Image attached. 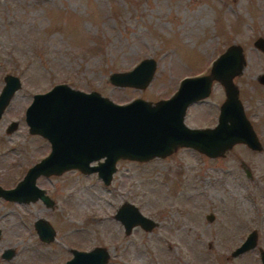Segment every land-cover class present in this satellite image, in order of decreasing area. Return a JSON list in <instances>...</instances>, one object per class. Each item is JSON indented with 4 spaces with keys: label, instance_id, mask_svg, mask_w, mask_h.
Masks as SVG:
<instances>
[{
    "label": "rangeland",
    "instance_id": "rangeland-1",
    "mask_svg": "<svg viewBox=\"0 0 264 264\" xmlns=\"http://www.w3.org/2000/svg\"><path fill=\"white\" fill-rule=\"evenodd\" d=\"M259 36L264 0H0V89L5 74L21 82L0 117L2 186L16 182L50 149L25 121L34 93L64 82L117 103L135 97L155 102L170 96L183 76L208 73L232 43L246 60L233 80L263 146L253 150L238 142L213 158L188 147L146 161L119 158L108 184L96 172L76 169L41 177L39 185L51 188L53 209L0 198V253L15 250L10 259L0 256V264H57L71 256V245H115L113 264L151 258L156 264H259L254 253L230 254L251 230L264 248V84L257 79L264 52L253 43ZM143 58L156 62L146 86L109 81L110 73L129 71ZM224 97L222 84L213 80L209 95L189 105L184 121L213 126ZM11 121L17 125L7 131ZM124 201L156 225L125 234L113 217ZM39 217L55 229V241H38L32 223Z\"/></svg>",
    "mask_w": 264,
    "mask_h": 264
},
{
    "label": "water",
    "instance_id": "water-1",
    "mask_svg": "<svg viewBox=\"0 0 264 264\" xmlns=\"http://www.w3.org/2000/svg\"><path fill=\"white\" fill-rule=\"evenodd\" d=\"M253 43L264 52V37H257ZM245 64L242 47L232 43L215 57L208 73L184 76L174 93L155 102L135 97L117 103L96 90L84 91L64 82L34 93L25 110V121L30 133H38L49 141L50 151L29 167L14 187L0 185V196L19 201L40 197L47 201L48 197L35 185V178L40 174H59L77 168L84 173L96 172L103 183L108 184L119 158L146 161L164 157L178 147L192 148L210 158L223 155L238 142L261 150L263 146L244 112L233 80L242 73ZM155 66L153 58H143L131 70L112 72L108 79L117 86L142 88L150 82ZM257 79L264 84V72ZM213 80L222 84L225 93L216 123L202 127L187 125L186 110L190 104L209 95ZM20 86L18 76L4 75L0 117ZM16 125V121H11L6 130L11 131ZM114 217L123 224L126 233L137 225L145 230L156 225L151 217L128 201L117 208ZM212 217V213L207 216L210 220ZM34 225L40 239H53L55 230L46 219L39 218ZM256 240V230H251L232 255L254 247ZM71 251L72 256L60 264H106L108 258L106 247L100 245ZM2 255L10 257L11 248ZM261 261L264 264V251Z\"/></svg>",
    "mask_w": 264,
    "mask_h": 264
},
{
    "label": "flooded vegetation",
    "instance_id": "flooded-vegetation-1",
    "mask_svg": "<svg viewBox=\"0 0 264 264\" xmlns=\"http://www.w3.org/2000/svg\"><path fill=\"white\" fill-rule=\"evenodd\" d=\"M243 108H244V112H245V114H246V111H245V107H244V105H243ZM26 110V109H25ZM219 110V109H218ZM247 116V115H246ZM248 117V116H247ZM249 119V118H248ZM249 121H250V123H251V125H252V127H253V129H254V131H255V128H254V125H253V123H252V121L249 119ZM206 126V125H205ZM29 131V130H28ZM255 133H256V131H255ZM33 134H38V133H33ZM38 135H40V134H38ZM41 137H43L42 135H40ZM43 138H45V137H43ZM46 139V138H45ZM47 140V139H46ZM48 141V140H47ZM49 142V141H48ZM49 145H50V143H49ZM49 151H50V149H49ZM49 151L46 153V154H44V155H42L41 157H39L36 161H34L31 165H29L28 167H27V169L29 168V167H31L33 164H35L36 162H38L40 159H42L43 157H45L48 153H49ZM90 164H92V162H90ZM27 169H25V172H24V174L22 175V177H20L16 182H14V183H12V184H10L9 186L7 185V186H2L1 184V186L2 187H4V188H12V187H14L17 183H18V181H20L23 177H24V175H25V173H26V171H27ZM74 169H76V170H79V169H77V168H74ZM69 170H72V169H69ZM67 171V170H66ZM80 172H82L81 170H79ZM83 174H90V173H93V172H90V173H84V172H82ZM51 175H58V174H49V175H44V174H40V175H38L36 178H35V185L38 187V188H40L41 190H42V194L43 195H46L47 197H48V200L47 201H44L42 198H40V197H38L37 199H35V200H30V201H19V200H9V199H5V198H3L2 196H0V198H2L4 201H7V202H14V203H28V202H31V201H39L45 208H48V207H50L51 209H53L55 206H56V202H55V200L51 197V195H50V190H51V188H47V187H44V186H41V185H39V182H38V179H40L41 177H47V178H49ZM99 177V176H98ZM123 203V202H122ZM121 203V204H122ZM120 204V205H121ZM119 205V206H120ZM118 206V207H119ZM117 207V208H118ZM117 208H116V210H117ZM116 210H115V212H116ZM115 212H114V214H115ZM113 217H114V215H113ZM150 217V216H149ZM39 218H43V217H39ZM39 218H37V219H35L34 221H33V223H32V229L35 231V233H36V236H37V239H38V241L40 242V243H44V244H49V243H51V242H53V241H55L54 239H55V233H56V231H55V233H54V237H53V239L52 240H50V241H44V240H42V239H40L39 238V236H38V233H37V231H36V228H35V221H37ZM115 218V217H114ZM45 219V218H44ZM116 219V218H115ZM153 219V218H152ZM120 224H121V226H122V228H123V231H124V233L125 234H128V233H126L125 232V230H124V226H123V224L118 220V219H116ZM52 226V225H51ZM138 226V225H137ZM135 227V226H134ZM133 227V228H134ZM140 227V226H139ZM132 228V229H133ZM140 228H142V227H140ZM143 229V228H142ZM55 230V229H54ZM145 230V229H144ZM130 233V232H129ZM16 243V242H15ZM241 243H238V245L237 246H239ZM236 246V247H237ZM235 247V248H236ZM8 248H11V250H12V255L10 256V257H4L2 254H3V252L6 250V249H8ZM74 248H76V247H74V246H70L69 247V250L71 251L72 249H74ZM116 246L115 245H112V248L111 249H107L106 248V250H107V252H108V258H107V264H113V263H117L118 261H115V260H113L112 258H114V257H116L117 255H118V251H116ZM235 248L230 252V254H231V256L235 259V258H237V257H242L241 255H246V254H248V253H254L256 256H257V258H258V261H259V264H262V261H261V253H262V251H264V248L263 247H261L260 245H257V243H255V246L254 247H252V248H248V249H246V250H244L242 253H239V254H237V255H232V252L235 250ZM76 249H78V248H76ZM91 249V248H90ZM15 254V250L12 248V247H5L3 250H2V252L0 253V256H1V258H3V259H10L13 255ZM144 254H145V252H144ZM240 255V256H239ZM71 256H72V251H71ZM70 256V257H71ZM69 257V258H70ZM69 258H67V259H69ZM67 259H65V260H67ZM64 260V261H65ZM64 261H62V262H64ZM62 262H59V263H57V264H60V263H62ZM144 264H156V263H154V260H153V258H151L150 259V261H148V263L147 262H144Z\"/></svg>",
    "mask_w": 264,
    "mask_h": 264
}]
</instances>
